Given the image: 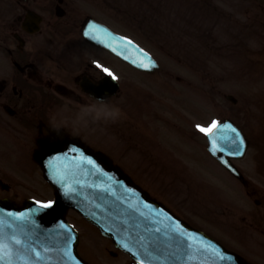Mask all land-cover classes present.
Listing matches in <instances>:
<instances>
[{
	"label": "flooded vegetation",
	"instance_id": "1",
	"mask_svg": "<svg viewBox=\"0 0 264 264\" xmlns=\"http://www.w3.org/2000/svg\"><path fill=\"white\" fill-rule=\"evenodd\" d=\"M156 2L0 0V153H26L19 172L35 173L30 153L54 130L99 150L100 106H115L116 95L101 101L94 92L108 72L121 75L132 66L85 29L95 20L141 44L149 30L143 4ZM230 160L237 172L222 165L226 173L215 177L224 190L223 242L249 264H264V153ZM12 185L0 179V195L21 198Z\"/></svg>",
	"mask_w": 264,
	"mask_h": 264
},
{
	"label": "rangeland",
	"instance_id": "2",
	"mask_svg": "<svg viewBox=\"0 0 264 264\" xmlns=\"http://www.w3.org/2000/svg\"><path fill=\"white\" fill-rule=\"evenodd\" d=\"M194 1L195 3H193ZM210 2L211 4H209L208 7H210V10L212 9L214 14L217 16V18L214 20L207 17L209 12L206 14L205 11L208 10L201 8L203 6L202 4H204L202 0H190V2L180 1L179 9H174V14H172V22L177 23L180 28L183 25L185 28H192L195 33L194 40L196 37L201 38V43L204 49L200 51V54L201 58L203 59L204 67H206L205 71H208L209 73L205 77L199 76L196 73L195 77L193 78H185L186 81H192L195 87H197V89L203 94L202 97V95L197 94V90H194L193 88L188 89V96H191V100L194 98L193 102L190 104V107H193V103L195 102V112H197V114L194 116V119L197 126L199 125L202 127H207L213 121H217L225 117H231L237 121H240L241 123H244V125H251V131L249 135L251 136L250 140L253 142V146L250 150V153H255L259 147H264V141H262L263 139L260 135L262 134L261 128L262 126L264 127V81L261 80L262 82L259 83V86L262 84L260 88H258L254 83V75H256L254 71L256 69V65L253 67V64L255 63V56L253 55L252 50L258 45L259 41L253 34L255 32L253 28L254 26L257 28L260 27L254 24L264 22V7L261 6L257 0H210ZM200 5L202 6L200 7ZM142 10V12L145 14H150L148 8L143 7ZM157 10L158 12L153 14L156 16L160 12L159 20L167 14L166 9H163L160 5L159 9ZM160 21L162 22L164 20ZM236 23L238 26L252 28V30H246L248 33H244V37H242L241 34L239 35L240 38L242 37L245 44V54H242L240 51L238 52L239 47L236 49L235 46L228 45L225 48L223 45H221V41L218 38L216 41L211 42L212 51L207 56L204 47V41L207 43L209 40V36L207 35L208 28L218 29L217 26H220L221 24L224 29L233 28ZM214 24H216V26ZM236 35L238 36V34ZM236 40L237 37L234 38V42ZM148 46L152 51L156 52L158 56L161 55L160 58H163V69L165 71L173 72L174 75H189L187 72H185V70L190 69V67H186L185 65L178 63L175 57H172L175 53L169 50L172 49L173 46ZM186 62L191 63V61L188 59H186ZM204 67L200 66L199 70L203 71ZM116 68L122 69V66L119 63H116ZM236 70L241 72L240 78L238 79L239 84H236L235 82ZM161 78L168 81L167 83H169L168 86L170 88H162L153 82L147 81L146 90L147 92L151 91L152 95L149 96V99L152 102L158 101L161 103V105H156L157 109L164 110V106L167 101L172 102L174 99L178 102L183 101V98H176L177 96L174 94L176 89H178L181 93L184 92L183 87L185 83H179L176 78ZM229 93L235 95L238 98L237 104L234 105L231 101L226 99V95ZM195 95L197 96V101H195ZM124 96L125 95L123 94L119 99L116 100L117 104H119L118 107H124L126 101ZM133 96H135V94H133ZM139 105L140 102L136 100L135 102H132V104L127 108H123L121 110V118L114 123L116 137L119 139L118 142H120V148L117 146L116 148L120 149V151L131 148L132 152L134 153H156L155 149L151 147L147 140L141 139L140 134H130L127 130L129 127H131V115L129 114V111L135 113L138 110ZM105 108L107 109V106ZM171 108L173 110V117L176 118L177 111L172 106ZM179 108L183 109L182 105H179ZM124 109L127 110L124 111ZM168 112L172 113L170 109ZM103 121L106 124L109 122L105 117ZM145 121L147 122V125H149L148 119L146 117ZM117 130L119 131L118 133ZM159 137L164 143V145L161 146V151L165 158V163L168 164L170 161L177 163L173 156L168 153V148H172L170 128L164 126L161 127ZM108 138L109 137L107 136L106 139ZM147 138L150 142H153L154 139H156V136L147 133ZM190 140L193 143H199L200 141L201 145L203 146V151L208 153L206 151L207 143L202 135H198L195 137V139ZM192 142H190L186 147V139L180 138L177 144L180 150L186 152V148H191ZM100 145H107V143L103 141L102 137L100 138ZM195 153L202 152L196 150ZM1 154V163H6L11 167L16 168L13 166V161L10 160V157L13 153ZM25 154L26 153H14V155H16L20 161L23 158H27ZM205 158L207 159L206 156ZM128 161L130 164H132V156H129ZM214 174L218 175L215 171ZM177 175L178 174L171 177L170 180L168 179L163 185L165 190L163 194L172 205L165 202L164 200L163 201L177 213L179 212L178 210L181 212H187L188 208L189 211L187 213L197 210L195 214L201 218L202 213L204 214L205 205L209 202L208 196L203 194L199 199V193H197L196 200H194L192 194V183L188 178V173L176 178ZM179 202L181 205L178 204ZM71 218L79 226H82V220L76 213H72ZM84 227L87 228L86 231L81 230L82 234L79 244V252L87 260L95 261V264H97L98 261L96 258L99 253V240L101 239L100 234L93 226L86 222ZM108 247H110V245L105 243L103 244L102 249L107 250ZM106 250L104 251L107 252ZM119 259H112L114 261L112 264L121 263V260Z\"/></svg>",
	"mask_w": 264,
	"mask_h": 264
},
{
	"label": "water",
	"instance_id": "3",
	"mask_svg": "<svg viewBox=\"0 0 264 264\" xmlns=\"http://www.w3.org/2000/svg\"><path fill=\"white\" fill-rule=\"evenodd\" d=\"M228 143L229 146L224 148L216 147L214 153L236 149L235 145L232 147ZM40 160L44 162L43 158ZM74 168L78 172L66 173L69 179L63 186L53 180L60 179L65 172H48L46 167V174L57 189V200L52 202V208L43 209L40 207L41 203L35 202L19 206L7 199L0 200V220L5 221L4 226L0 227V240L3 243L12 248L9 238L15 234L21 241V245L16 246L21 249V256L35 259L34 255L23 251L25 244H31L42 256L48 257L39 264H87L77 253L78 234L65 217L68 208L74 207L98 223L106 234L114 236L117 241L122 240L133 245L134 255L146 264H244L211 240L206 241L208 246L211 241L209 250L203 251L194 249L188 240L172 233L164 235L166 244L160 256L156 247L147 248L150 255H145L144 249L141 248V244H148L144 229L145 226L151 228L153 225L149 213L165 211V214L170 216L168 221L175 217L165 208L150 202L151 200L145 202L143 197L147 196L130 187L128 178L101 153L84 155L83 159L74 163ZM13 217H25V220H14ZM137 224L140 225L139 228L135 227ZM128 228L138 232L130 235ZM138 235L144 236L145 239L137 243ZM122 245L124 246L123 243ZM44 248L49 251L45 253ZM17 264L24 262L17 261Z\"/></svg>",
	"mask_w": 264,
	"mask_h": 264
},
{
	"label": "snow or ice",
	"instance_id": "4",
	"mask_svg": "<svg viewBox=\"0 0 264 264\" xmlns=\"http://www.w3.org/2000/svg\"><path fill=\"white\" fill-rule=\"evenodd\" d=\"M124 44H131V41L125 40ZM113 51H115V48L113 49ZM140 66L143 67H148V64H145L143 61H140ZM106 72H108L107 69H105ZM108 74L111 76L112 73L108 72ZM220 122L219 121H213L211 123V125L209 127H202V126H197L198 130L206 135L211 136L214 132V130H216L219 127ZM232 132H235L236 130L233 128L231 129ZM213 147H216V140L212 141ZM232 144H234L236 146V150H235V154L239 155L240 151H239V145L242 144V141H240L238 139V134H237V139L232 141ZM89 163H91V161H89ZM41 208L43 209H49L52 208L53 205L52 203H44L40 205ZM14 220H25V217H13ZM5 221L4 220H0V227L4 226ZM61 227L63 228L64 225H61ZM136 228H139L140 225L137 224L135 225ZM173 231H176V229H172ZM145 235L148 236V242L155 244L157 237L155 235H148L149 233L151 234H156V233H160L161 229L159 227H152V228H148L147 226H145ZM0 235H2V233H0ZM10 243L13 245L12 248H10L8 246V244H5L2 242V240H0V264H17V261H23L24 264H39L40 261H45L48 259V257L46 256H42L41 252L36 251V249L34 247L31 246V244H25L23 246V251L34 255L35 259L32 260L29 258H25L24 256L20 255L21 249L19 247L16 246H20L21 245V241L19 239L16 238L15 234H13L10 238ZM71 239V237H69V240ZM145 237L144 236H139L138 235V239H137V243H139L140 241L144 240ZM124 247L127 248L128 245L124 244ZM141 248L144 249L145 251V255H150L147 252V243L145 244H141ZM43 251L45 253H47L49 250L47 248H44ZM66 255H68L67 252H65Z\"/></svg>",
	"mask_w": 264,
	"mask_h": 264
},
{
	"label": "clouds",
	"instance_id": "5",
	"mask_svg": "<svg viewBox=\"0 0 264 264\" xmlns=\"http://www.w3.org/2000/svg\"><path fill=\"white\" fill-rule=\"evenodd\" d=\"M104 116L107 121L117 122L121 118V110L110 104V106L107 107ZM51 122V119H49V123Z\"/></svg>",
	"mask_w": 264,
	"mask_h": 264
}]
</instances>
